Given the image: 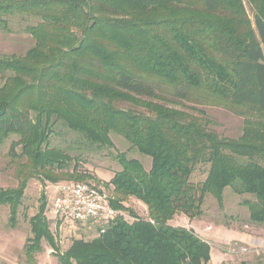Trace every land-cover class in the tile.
I'll list each match as a JSON object with an SVG mask.
<instances>
[{
  "label": "trees",
  "instance_id": "obj_1",
  "mask_svg": "<svg viewBox=\"0 0 264 264\" xmlns=\"http://www.w3.org/2000/svg\"><path fill=\"white\" fill-rule=\"evenodd\" d=\"M246 1L252 20L243 0H0V31L17 16L33 21L32 47L0 57V146L18 137L10 151L25 159L17 186L0 189L11 226L30 179L80 180L71 152L113 148L117 135L150 159L146 170L116 155L111 204L133 221L117 217L74 241L58 264H209L210 246L170 222L199 218L207 195L221 208L225 189L252 197L249 223L264 228V0ZM204 107L243 118L241 136H218ZM59 128L76 135L70 146L50 145ZM200 164L207 176L193 184ZM41 198L24 250L32 263L42 240L57 250ZM127 198L148 220L123 206Z\"/></svg>",
  "mask_w": 264,
  "mask_h": 264
},
{
  "label": "rangeland",
  "instance_id": "obj_2",
  "mask_svg": "<svg viewBox=\"0 0 264 264\" xmlns=\"http://www.w3.org/2000/svg\"><path fill=\"white\" fill-rule=\"evenodd\" d=\"M244 7L252 20V8L246 0ZM33 24L32 20L25 21L20 17L9 20L10 31H0V57L12 54L23 55L33 42L25 32V27ZM2 80L0 79V85ZM171 107L177 108L176 106ZM179 108V107H178ZM181 108V107H180ZM186 110V109H184ZM206 117L210 120L209 128L218 136L236 139L241 136L243 118L216 107H204ZM188 111V110H187ZM197 115V114H195ZM50 138V145L68 147L76 139V135L56 129ZM18 137L10 136L0 146V189H14L17 186L16 168L24 158L18 159L20 147L10 151L11 144ZM113 148L100 151H85L84 153L71 152L73 157L69 170L76 169L80 180L60 183H88L103 186L112 199H117L109 181L115 172L120 170L116 155L124 153L129 159L139 160L146 170L150 167V159L131 150L122 137L111 135ZM78 155V156H77ZM209 169L208 164H200L193 171L190 182L202 183ZM57 183V184H60ZM55 184V185H57ZM55 185L42 184L37 179H30L24 190L21 204L16 214L15 225L11 226L9 207L0 206V264H58V256L65 253L76 240L90 241L98 236V229L93 224H81L69 219L55 217L52 212V201L55 195ZM43 214L48 222L56 251L46 241H41V251L34 255V263L25 256V246L32 238L31 219L35 217L43 202ZM245 200L253 202L248 195H237L231 189L223 192V203L220 208L217 201L210 195L204 198L201 207V216L189 219L183 214H177L170 222L173 227H183L191 230L196 236L210 246L211 259L209 264H264V249H253L252 246H264V228L249 223L248 209L243 205ZM130 212L143 220H148L146 207L134 198H127L123 202ZM127 222L133 219L128 212H122ZM262 246V247H263ZM247 251L243 252L242 249Z\"/></svg>",
  "mask_w": 264,
  "mask_h": 264
},
{
  "label": "built area",
  "instance_id": "obj_3",
  "mask_svg": "<svg viewBox=\"0 0 264 264\" xmlns=\"http://www.w3.org/2000/svg\"><path fill=\"white\" fill-rule=\"evenodd\" d=\"M112 197L101 185L88 183H60L55 185L52 212L55 217L69 219L81 224H93L102 234L117 217H124L121 211L112 207ZM252 246L264 249V246ZM243 252L247 249L243 248Z\"/></svg>",
  "mask_w": 264,
  "mask_h": 264
}]
</instances>
